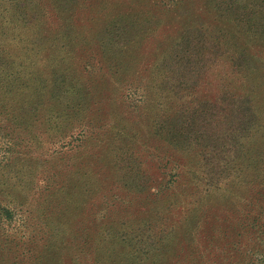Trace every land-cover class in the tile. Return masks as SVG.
Masks as SVG:
<instances>
[{
    "label": "rangeland",
    "instance_id": "374dc122",
    "mask_svg": "<svg viewBox=\"0 0 264 264\" xmlns=\"http://www.w3.org/2000/svg\"><path fill=\"white\" fill-rule=\"evenodd\" d=\"M247 2L0 0V264H139L145 229L96 225L167 201L195 264H264V240L212 248L201 223L264 218V9L248 25ZM231 96L253 132L213 156L188 145L227 129ZM217 99L223 125L187 110Z\"/></svg>",
    "mask_w": 264,
    "mask_h": 264
},
{
    "label": "trees",
    "instance_id": "16d2710c",
    "mask_svg": "<svg viewBox=\"0 0 264 264\" xmlns=\"http://www.w3.org/2000/svg\"><path fill=\"white\" fill-rule=\"evenodd\" d=\"M256 1L257 0H248L247 2L248 4L253 5L252 9L248 10V12L245 13V21H248V25H251L249 24L250 23L249 21L251 20L252 16L255 14V11L256 10L260 11L261 9L262 10L264 9V0L262 2L260 1V5H256L257 3ZM242 20L244 21L243 18H240V21ZM231 100H234V102H241V106L237 107V110L235 111L233 110V112H231L230 115L228 114L227 111L223 110V108L221 109L220 106L221 100L218 99L213 102L197 100L198 102L194 104L193 107L188 106L187 110L192 115L196 113L200 114L198 112V110L200 109L202 110V112H207V111L211 113L215 112V117H211L210 119H206L205 113L202 114V116L204 117L201 118L200 121L204 122L208 126H213L215 123H217L218 119L219 122L222 123L223 125L225 120H227L228 115L231 117V121L225 131L219 130L217 134H212L211 137L207 136L206 132L203 130L199 131V136H193L194 135L193 131H190L188 132V139H185L186 143L188 145H194L196 147L201 148V153L206 154L208 156H213L215 153L221 151V149L224 147L225 144H220V141L223 142L224 140H226V137L230 141L232 149L238 143H242V141L247 138L249 133H252L255 127L257 126L256 125L257 121H255L254 123V120H257L255 119V115H254L255 110L249 98L240 99L231 96ZM244 103L247 104V107L244 105ZM216 109H218V111ZM241 110H243V112ZM182 115L186 116V114H182ZM186 117L188 120L185 124H183L180 127H177L173 123L171 129L174 130V132L176 133L181 131H186L185 127L189 129L191 127V123L189 120V116L187 115ZM217 146H219V148H217ZM114 152L115 153L113 157H116V161H113V165L119 167L121 163L120 155L118 156L117 151ZM157 194H159V190H157V192L155 193L156 196ZM175 198L181 199V195L177 196L176 194ZM173 205L174 202L170 203L169 201L163 202L162 205H158V203L152 202L147 205L144 211L140 212V215L138 216L133 215L131 219L126 216L127 218L121 217L118 220H114L110 217L105 216L96 225V228H99L100 225V227L105 226L106 230L107 229L110 230L111 224L115 223L118 225V224H123L130 220L131 221L135 220L136 228L132 230V232H136V231L141 232L145 229L148 232L146 238L152 242V244L148 246V248H146L147 250L146 249L142 250L143 253L133 256V259L138 258L139 264H195L196 261L200 258L198 252L193 251L194 253H197V255L195 257L190 258L187 252H191V247L189 248L188 251L184 250L185 247L188 248L187 244L184 245V242L182 240L179 239L175 240L171 236V233L175 225L172 224L169 225L170 220L169 218H167L169 212H167L165 216L164 213L165 211H169L171 209V206ZM204 210L205 209H201L200 211L204 212ZM210 210L208 209L207 214H210ZM228 210L229 208L224 207L223 212L224 211L226 212ZM238 211L239 210H232V213L236 216L235 213H239ZM216 213H220V212L216 211ZM212 214H215L213 210H212ZM207 217L208 216L203 218L207 219ZM227 222L229 221H227L224 218V216L222 218L221 217L213 218L210 219L209 221L203 220L201 222V223H210L208 227L210 229L209 235H211V237L208 243H210V246L212 248L220 247L219 245L216 244L215 242L216 240H221V242H223L224 245H229L232 242L234 246L236 245L240 246L242 244V240L246 238V240L249 241L244 244L245 247L246 245L252 243L255 245L257 244L256 243L257 241L264 240V218L262 217L261 212L255 216H248L246 212L244 218L239 217L238 219L234 220L233 223L230 221L229 225H227ZM125 234H126L125 232H122L120 236H124ZM166 235H168L169 244L168 241L166 242L164 239ZM140 236L145 237L144 235L141 234ZM141 243H143L142 238H140V244ZM241 247H239L238 249H240ZM194 248L196 247H193V249ZM215 262L216 261L214 262L212 261L211 263L206 262V264H215ZM93 264H95L94 261ZM131 264H133V261Z\"/></svg>",
    "mask_w": 264,
    "mask_h": 264
}]
</instances>
